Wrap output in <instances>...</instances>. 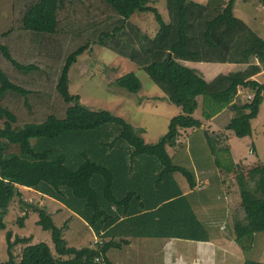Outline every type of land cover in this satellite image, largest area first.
I'll return each mask as SVG.
<instances>
[{
	"label": "trees",
	"instance_id": "trees-1",
	"mask_svg": "<svg viewBox=\"0 0 264 264\" xmlns=\"http://www.w3.org/2000/svg\"><path fill=\"white\" fill-rule=\"evenodd\" d=\"M166 3L168 23L151 0H0V233L22 187L59 202L96 236L90 246L71 247L64 237L68 222L59 228L47 210H38V225L51 233L53 246L12 241L9 232L8 260L0 264H112L110 252L134 240L210 241L175 179L185 178L191 192L195 175L177 166L168 148L181 146L183 132L202 129L199 110L207 121L231 113L225 132L252 138L264 105V84L253 81L264 71V39L235 16L237 0ZM142 14L154 15L155 37L133 23ZM92 46L133 63L182 109L157 143L147 144L143 130L86 108L70 93V70ZM229 66L244 70L226 72ZM115 84L133 95L143 89L135 74ZM240 88L254 97L235 103ZM207 136L215 156L218 148ZM215 163L221 175H235L244 217L233 231L249 252L264 234V165ZM19 225L25 227L23 219ZM19 244H29L20 259L13 253Z\"/></svg>",
	"mask_w": 264,
	"mask_h": 264
},
{
	"label": "rangeland",
	"instance_id": "rangeland-1",
	"mask_svg": "<svg viewBox=\"0 0 264 264\" xmlns=\"http://www.w3.org/2000/svg\"><path fill=\"white\" fill-rule=\"evenodd\" d=\"M193 1L204 5L209 0ZM224 1L229 2V0ZM242 1L244 0L238 1V8L236 5L234 11L238 19L249 18L245 6H250V13L257 14V17L263 15L261 13L264 12V9L258 10V5H255L258 0H248V5L245 6L242 5ZM150 6L158 9L164 21L169 22L166 0H151ZM133 23L152 38L159 31L153 14L137 15L133 19ZM236 68L233 71L244 70L242 66ZM226 72H229V69ZM128 74H135L143 84L142 91L137 95L130 94L115 84L118 79ZM205 74L207 75L206 72ZM261 74L256 79L258 83L264 84V73ZM69 79L70 93L79 96L82 105L92 111H108L123 118L134 128L143 130L142 137L147 144L157 143L168 133L172 119L182 114V109L170 104L164 93L144 71L138 69L130 61L100 46H92L78 59V62L70 70ZM239 92L241 94L235 103H243L245 96L254 97L252 92L247 95L248 90L240 88ZM201 114L202 112L199 110L195 117L202 121V129L183 132V137L179 140L181 146L176 149L168 148L170 155L174 158V163L195 175L197 187L194 191L189 192L188 200L196 208L198 205L204 207V211L198 209L202 211V214H199L200 220L207 229L214 230L213 234L212 232L210 234L215 236L216 240L210 247L207 244L202 246L206 256L202 253L201 261H198V264H241L244 259V262L248 260L264 264V234L263 238H260L249 252L242 253L236 244L233 226L237 219L244 217L237 210L241 205L239 189L235 175L230 171L221 175L215 163L217 159L221 160L222 165L230 169L233 166L248 169L258 163L264 165V105L260 120L253 122L254 134L252 138L241 139L234 133L225 132L233 118L229 112L221 113L214 121L203 120ZM207 135L212 137L211 142L215 148H218L219 152L215 156L209 149ZM175 179L184 192L189 191L185 178L176 174ZM19 191L21 197L11 203L9 213L5 217L7 229L0 233L1 262L8 260L6 236L9 232L13 234L12 241L19 237L31 239L30 244L32 245L47 243L53 246L51 233L44 232L38 225L39 214L36 212L38 210H47L59 228H64L68 222L64 237L69 246L82 248L90 246L92 241L96 243L94 233L62 204L31 189L20 187ZM229 194H235L232 197L237 199L228 201ZM232 208H236L235 213L232 212ZM20 219L24 220V228L19 225ZM164 242L163 240H134L135 250L128 247L123 251H111L109 256L113 264H171L168 263L167 252L163 253L167 262L161 259L160 245H164ZM141 243L155 245L158 253L140 249ZM28 245H17L13 252L14 255L20 259L23 250ZM211 247H214V250ZM199 250L201 249L199 248ZM209 250L212 252L209 253ZM151 256L153 257L151 258ZM181 264H191V261Z\"/></svg>",
	"mask_w": 264,
	"mask_h": 264
},
{
	"label": "crops",
	"instance_id": "crops-1",
	"mask_svg": "<svg viewBox=\"0 0 264 264\" xmlns=\"http://www.w3.org/2000/svg\"><path fill=\"white\" fill-rule=\"evenodd\" d=\"M238 1L240 2L241 0H237V4H238ZM248 2H249L248 0H244V1H242V5H244V6L245 5H248ZM255 5H258L257 6V9L258 10L264 9V7L261 5V3H260L259 0L257 2H255ZM237 8H238V5H237ZM249 8H250V6H248V7L245 6V9L248 11V14H249L248 17L249 18H239V19L242 20L244 23H246L252 30H254V32H256L261 38L264 39V37H263V34H264V12L261 13V14H263L261 17H257V14L250 13ZM235 16H236V14H235ZM228 69H229V72H232L233 70H236L237 68L235 66H229ZM233 72H235V71H233ZM260 75H262V74H259V76ZM256 77H258V76H256ZM256 77H254L253 80L257 81ZM239 94H241V93L239 92ZM223 113L225 114L226 111L223 112ZM218 117H219V115H218ZM215 118H213L212 121H214ZM259 118L255 122H258L260 120ZM253 132H254V130H253ZM185 195L188 196L189 195V192H185ZM232 196H235V194L234 195L229 194L227 196L228 201L233 200V199H237V198H233ZM240 200H241V197H240ZM191 205H192L193 209L195 210L197 216L199 218H201L199 216V214H202V211H204V207L202 205H198V207L196 208L193 204H191ZM229 206L230 205H229V202H228V207ZM198 209H201L202 211H200ZM235 211H236V208H232V212L235 213ZM234 218H236V217H234ZM87 228H89V227L87 226ZM207 230L209 231V233L212 232V234L214 232V230L212 228L207 229ZM262 235L263 234H260V235H258L256 237V242H258V240H260V238H263ZM213 237H214V239H213ZM219 239H220V237H219ZM215 240H216L215 239V236H211V234H210V241L207 242V243L187 242V241H180V240L165 241L164 242V245H160L161 259L164 260V261H166L165 256H164L163 253L164 252H167L168 253V259H169L168 263H171V264H181V263H185L187 261H191V264H198V261H201L202 253L204 254V256H206V254L204 253V249L202 248V246L204 244H207V246L210 247V246L213 245V242H215ZM135 245L132 242V245L129 248L132 249V250L134 248V250H135V248H136ZM209 247H207V248H209ZM139 248L140 249H143V250L146 249L148 251H154V252L158 253V251L156 249L157 247L155 245H147L145 243H141ZM199 248L201 250H199ZM211 249L214 250V247H211ZM136 252H138V250H136ZM211 252L212 251L209 250V253H211ZM241 252L244 253L243 251H241ZM148 254H150V252H148ZM152 257L153 256H151V258ZM166 258H167V256H166ZM244 261H245V259L243 260V262L241 264H243ZM111 263H112V261H111Z\"/></svg>",
	"mask_w": 264,
	"mask_h": 264
},
{
	"label": "built area",
	"instance_id": "built-area-1",
	"mask_svg": "<svg viewBox=\"0 0 264 264\" xmlns=\"http://www.w3.org/2000/svg\"><path fill=\"white\" fill-rule=\"evenodd\" d=\"M250 98V97H249Z\"/></svg>",
	"mask_w": 264,
	"mask_h": 264
}]
</instances>
